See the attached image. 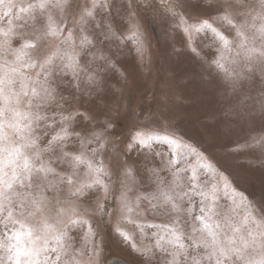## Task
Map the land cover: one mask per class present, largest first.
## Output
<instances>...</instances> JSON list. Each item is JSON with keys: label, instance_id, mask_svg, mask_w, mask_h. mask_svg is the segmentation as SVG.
<instances>
[{"label": "snow or ice", "instance_id": "snow-or-ice-1", "mask_svg": "<svg viewBox=\"0 0 264 264\" xmlns=\"http://www.w3.org/2000/svg\"><path fill=\"white\" fill-rule=\"evenodd\" d=\"M146 17L223 102L225 153L264 174V0H0V264H109L113 244L264 264V197L181 129L170 90L130 102Z\"/></svg>", "mask_w": 264, "mask_h": 264}, {"label": "rangeland", "instance_id": "rangeland-1", "mask_svg": "<svg viewBox=\"0 0 264 264\" xmlns=\"http://www.w3.org/2000/svg\"><path fill=\"white\" fill-rule=\"evenodd\" d=\"M144 26L150 42L151 65H145L147 70L142 71L129 57L125 68L134 81L130 102L148 108L154 106L150 105L154 93L158 96L161 90H170L174 100L173 116L181 129L208 148L222 167L232 173L240 189L259 201L264 197V174L258 166L250 167L225 153L231 140L220 133V127L225 122L224 104L211 89L197 88L193 83L194 71L199 69L184 48L182 37L177 35L173 39L167 36L166 26L151 17L145 18ZM113 259H120L126 264H139L129 248L118 244L111 246L109 264Z\"/></svg>", "mask_w": 264, "mask_h": 264}, {"label": "bare ground", "instance_id": "bare-ground-1", "mask_svg": "<svg viewBox=\"0 0 264 264\" xmlns=\"http://www.w3.org/2000/svg\"><path fill=\"white\" fill-rule=\"evenodd\" d=\"M122 261V260H121ZM123 262V261H122ZM110 263H111V261H110ZM123 264H126V262H123Z\"/></svg>", "mask_w": 264, "mask_h": 264}]
</instances>
